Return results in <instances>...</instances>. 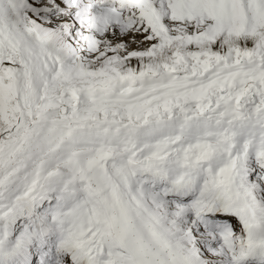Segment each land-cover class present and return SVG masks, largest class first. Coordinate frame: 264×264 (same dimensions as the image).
I'll list each match as a JSON object with an SVG mask.
<instances>
[{"label":"snow or ice","instance_id":"snow-or-ice-1","mask_svg":"<svg viewBox=\"0 0 264 264\" xmlns=\"http://www.w3.org/2000/svg\"><path fill=\"white\" fill-rule=\"evenodd\" d=\"M0 264H264V0H0Z\"/></svg>","mask_w":264,"mask_h":264}]
</instances>
